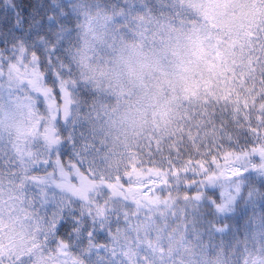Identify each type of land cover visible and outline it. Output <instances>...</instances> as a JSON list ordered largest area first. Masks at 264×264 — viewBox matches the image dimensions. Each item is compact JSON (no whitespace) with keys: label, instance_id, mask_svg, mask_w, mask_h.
Listing matches in <instances>:
<instances>
[{"label":"snow or ice","instance_id":"1","mask_svg":"<svg viewBox=\"0 0 264 264\" xmlns=\"http://www.w3.org/2000/svg\"><path fill=\"white\" fill-rule=\"evenodd\" d=\"M66 8L79 14L53 0L47 25L33 20L25 32L15 0L0 2L10 25L0 32V101L7 92L11 109L0 102V126L19 116L22 128L11 146L0 135V264H169L174 254L141 214L168 210L180 193L215 214L241 200L258 206L261 246L245 243L236 264H264V0H117L90 31L119 55L96 56L92 75L85 57L74 65L71 48L40 35ZM170 55L186 75L165 92L163 132L113 141L104 100L149 88L143 69Z\"/></svg>","mask_w":264,"mask_h":264},{"label":"trees","instance_id":"2","mask_svg":"<svg viewBox=\"0 0 264 264\" xmlns=\"http://www.w3.org/2000/svg\"><path fill=\"white\" fill-rule=\"evenodd\" d=\"M59 2L66 6L74 5V0H59ZM104 2L112 4L116 3L117 0H104ZM15 3L17 10L23 17L25 32H27L33 20L47 25V17L51 15L53 0H15ZM97 4L101 7V0H96L95 5ZM66 15L68 18L63 20L55 31H50L45 27L44 31L40 33L44 39L51 38L58 45L63 41L62 52H66L68 48L74 46L80 39L77 28L79 21L78 12L66 8ZM9 27L10 25L0 24V32H7ZM67 32L72 34L71 42L65 39L64 34ZM23 34L22 32L15 33L17 36ZM32 39H37V37L33 35ZM109 52L110 49L99 41L97 42L96 56L105 58ZM168 91L170 92L171 89ZM88 99L90 100L91 97ZM104 103L109 105L110 115L118 107L113 95L107 97ZM168 115V111L161 108L159 117L162 126L153 127L152 129L163 132ZM109 119L110 117H106L104 121H101L108 130ZM143 135L135 143L141 142ZM112 139L116 141L113 136ZM124 143L126 142H119L121 145ZM196 190L194 186L186 188V191L191 193H195ZM218 191L217 189V199L219 198ZM208 194L211 195V189H209ZM176 195L174 192L173 196L176 197ZM164 198H167V193H165ZM153 207L155 208V206ZM145 215L152 221V225L147 229L152 233V238L155 239L157 236H162L165 245L174 254L169 260V264H172L173 260L176 264H236L242 255H247L245 243H247V248L252 251L259 249L261 246L259 239L260 229L258 227L262 215L261 209L258 206L248 205L244 200L240 201L235 213L222 215L215 214L213 209L203 203L199 208L194 203H186L183 199V193H180L179 198L174 201V206L168 210L162 207L154 211L146 209L141 214V219ZM226 224L229 225V228L224 233L214 232L210 227L214 225L215 228H220ZM245 224L249 225L248 232L244 231ZM121 226L124 227L123 224ZM143 234L144 228L142 227L141 235Z\"/></svg>","mask_w":264,"mask_h":264},{"label":"clouds","instance_id":"3","mask_svg":"<svg viewBox=\"0 0 264 264\" xmlns=\"http://www.w3.org/2000/svg\"><path fill=\"white\" fill-rule=\"evenodd\" d=\"M95 3L96 0H74V6L79 10L78 34L80 39L71 47V55L74 57V65H79L81 58L85 57L83 66L89 71V75H92L91 68L94 67L98 42L93 40L90 29L92 26L98 27L97 21L102 23L103 16L112 15L110 4L101 0L102 6L97 8ZM127 42L132 43L130 40ZM116 55L119 53L110 50L106 58L111 61ZM173 61L174 58L169 57L168 60L158 59L148 62L143 69V75L144 79L151 84L149 88L133 89L131 95L113 94L118 107L111 112L109 131L118 143L121 141L135 143L146 130L162 126L159 112L161 108L165 110L168 108L165 92L171 89L173 84L178 87L180 76L186 75ZM108 66L111 67V63ZM79 70L77 68V71ZM92 90H96L95 84L92 85Z\"/></svg>","mask_w":264,"mask_h":264},{"label":"rangeland","instance_id":"4","mask_svg":"<svg viewBox=\"0 0 264 264\" xmlns=\"http://www.w3.org/2000/svg\"><path fill=\"white\" fill-rule=\"evenodd\" d=\"M6 96H8L7 92H5V94H4L3 101H0L3 104H4V100H5ZM5 104H6V102H5ZM10 110L11 109L9 108V105H8V107H6V105H5V113H8ZM14 119H15L16 123H12L11 120L5 119L4 125L0 126V135H2L3 141L5 144H9L10 138L14 140L16 133L19 131H22V128L20 127V124H21L20 117L16 116V117H14ZM9 124H12L11 128H9ZM9 146H11V145L9 144ZM145 198H147V197H145Z\"/></svg>","mask_w":264,"mask_h":264}]
</instances>
